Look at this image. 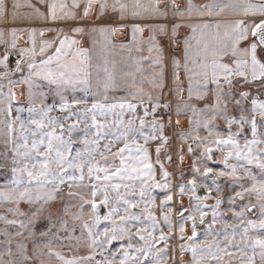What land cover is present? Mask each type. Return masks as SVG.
<instances>
[{"label": "snow or ice", "instance_id": "obj_1", "mask_svg": "<svg viewBox=\"0 0 264 264\" xmlns=\"http://www.w3.org/2000/svg\"><path fill=\"white\" fill-rule=\"evenodd\" d=\"M162 2L163 8L160 7ZM93 6L97 7L101 16L110 9L118 12L122 19L128 14L134 17L149 14L156 18H167L171 12L174 19L184 20L193 14L199 17L220 16L226 10L244 17L226 24L205 21L200 24L172 25L173 37L181 27H190L193 33L192 37L184 40L183 71L188 80V99L191 100L195 95L197 99L203 100L211 94L210 102H206L199 110L181 101L185 110L191 107L196 118H189L190 124L194 122L195 127L187 133L181 132L180 139L183 143L191 139L187 152L195 156V152L199 151L200 156L192 162L193 178L187 180L186 184L176 185L179 188L178 197L187 193L189 199L197 203L191 212L181 206L177 215L183 221L185 212H189L187 220L192 222L191 235L187 237L184 235V224L178 222L180 239L187 241L180 245L181 255L190 251L191 264H232L237 255L240 264H256L257 256L259 264H264V99L253 95L251 90H244L245 86L253 84L264 88V0L246 4L217 0L199 6L194 5L192 0H185L183 8L176 0H71L70 4L68 0H35V3L32 0H24L23 3L21 0H0V24H15L18 19L53 22L82 20L89 16ZM21 9L28 11L22 12ZM78 12L81 14L78 15ZM158 28L160 35L168 34L164 25ZM98 30L101 33L115 31L106 28ZM198 30L199 37L195 35ZM84 31L82 27H74L71 29L74 35L69 36L64 34L63 29H27L30 47L18 50L19 59L14 71L22 73L21 61H24L28 73L22 82L29 85V97L34 86L40 87L37 81H43L59 98V103H42L38 119L32 118L36 108L31 106L27 109L30 114L27 123L19 115L8 123L7 143L12 145V187L0 191V200L16 205L23 201L37 207L30 214L20 212L18 207L8 209L15 215H26L27 224L9 219L7 215H0V221L7 225L19 223L21 229L30 227L44 212L45 206L55 201L66 187L69 197L83 202L79 205L81 212L73 214L75 218L81 219L84 204L90 205L88 220L83 224L87 239L80 244L81 238H78V247H86L88 253L65 256L62 252L54 251L51 242L44 245L41 252L46 249L47 255L50 258L55 256L60 264H166L161 253L166 254L167 241L173 231V208L169 205L174 197L170 173L160 157L168 137L164 135L163 117L156 116L161 107L159 97L156 102H152V96L148 95L150 109L145 104L144 95L139 94L142 89L129 93L131 100L139 101L138 104L127 98L108 102V93L117 90L122 82L132 81L131 86L135 87V76L142 71L141 64L134 61L131 68L117 67L116 64L108 67L106 62L104 67L97 66L94 69L88 50L79 48V41L74 38ZM91 31L97 29L92 28ZM141 31L139 25H133L134 35ZM20 32L16 27L8 30L7 34L12 37L8 45L4 40L5 31L0 30V43H5L11 51H17L16 40ZM45 32H55L56 35L38 42L35 39L37 33L42 38ZM150 39L153 44L149 52L155 49V63L160 64L162 49L158 46L155 33ZM192 40H195V45ZM9 56L7 50L0 55V66L5 69ZM173 63V82L178 85L181 65L178 60ZM7 74L6 71L0 76ZM153 84L154 87H164L162 69L158 81H153ZM77 91L84 93V97L76 98ZM181 91L183 89L177 87V94ZM69 92L73 94L71 97L67 95ZM88 96L93 97L91 102ZM9 97L6 107L7 115L11 117V100H15V94L9 93ZM245 104L250 106L245 107ZM229 105L234 107L230 110ZM139 107H143V115L138 116ZM162 107L169 110L170 106L165 103ZM23 110L17 109V112ZM53 111L66 115H50ZM234 111H239L240 115H233ZM180 114L178 106L177 116ZM150 115L152 119L147 123L150 132L146 133L144 129ZM17 121L18 129L14 128ZM218 121L224 123L226 134L217 129ZM168 122L171 123L170 118ZM176 123L179 124V120ZM200 129L206 134L200 135ZM14 131L19 135L13 137ZM248 132L250 137L246 135ZM157 139L160 143L155 148L153 161L148 145ZM77 144L82 147H76ZM216 152L220 153L219 162L223 164V169L217 171L206 165L199 167L205 160L214 161ZM166 158L171 162L170 155ZM179 159L183 160V156L180 155ZM154 164L160 166L159 180ZM198 176H211L212 185L198 182ZM219 178L232 179L239 185V190L228 197L227 211L231 213L232 223L224 219L220 210L222 199L219 196L221 188L217 183ZM201 188L207 193L203 197L197 194ZM153 189L165 192L159 208L163 220L168 224V233L159 228ZM85 191L88 195L84 194ZM213 191L217 193L215 203L205 205L203 201L212 199ZM245 196L251 198L246 203ZM238 201L241 203L238 204ZM100 206L107 209L103 216L99 213ZM166 207L167 212L163 211ZM207 208L211 209L212 222L207 226L205 239L198 241L195 214H199L200 223L204 224L208 216L205 211ZM101 221L108 222L110 226L97 230ZM217 223L221 225L222 231L214 233L213 228ZM158 231L159 236L156 235ZM21 234L16 233L17 236ZM40 235L46 236L48 233L41 232ZM209 236L211 240L207 239ZM5 237L7 239L6 233ZM117 241L119 247L113 250L110 246ZM162 242L164 247L158 248L157 245ZM8 243L10 245L11 241ZM16 247L22 260H5V256H13L9 246L5 252H0V264H23L32 259L26 254V247L22 243H17ZM225 257L229 259L226 261Z\"/></svg>", "mask_w": 264, "mask_h": 264}, {"label": "rangeland", "instance_id": "obj_2", "mask_svg": "<svg viewBox=\"0 0 264 264\" xmlns=\"http://www.w3.org/2000/svg\"><path fill=\"white\" fill-rule=\"evenodd\" d=\"M10 66V64H9ZM8 66V67H9ZM12 66V65H11ZM5 69L3 66H0V73L6 72L9 68ZM26 73L15 72L12 69H9V72L6 76H0V101H4V103H0V191H7L12 187V172H11V144H8V129L7 125L10 121L15 120L17 115L20 116V119L27 123L29 119V112L27 109L31 106H35L36 111L32 113V118H39V107L42 105H51L54 102L56 104L59 103V98L55 97L54 93L50 90L49 85L43 81H37L40 84V87H33L32 96L29 97V85L27 83L22 82L23 77L26 76ZM19 84V85H18ZM17 90V91H16ZM23 90V94H22ZM244 90H251L253 95H258L262 99H264V88L257 86L256 84L245 86ZM20 91V92H19ZM9 93L15 94V100H11V117L7 115V103L9 102ZM20 93V94H19ZM41 93H44L42 96ZM22 94V95H21ZM21 95V96H20ZM71 97L73 94L69 92L67 94ZM76 98H83L84 93L77 91L75 93ZM89 102L92 101L90 96L87 97ZM211 94L208 97H205L203 100L200 99H183L178 96L164 98L159 101L161 107L157 110L156 116L157 118L163 117L164 120V135L168 137V143L165 148L161 149V162L164 164L165 169L170 173V182L173 193V201L170 202V205L173 208V213L171 215L172 220V233L170 239L167 241L168 247L166 249V254L161 253V256L164 260H166V264H191L192 262V254L190 251H185L183 255H181L180 245L182 243H187L186 239H180L179 233V224L178 222H182L185 228V237L191 235L192 224L190 220H187V216L189 212L193 210V205L197 203L196 200L189 199V195L186 193L182 197H178L177 193L179 192V188L176 185L186 184L187 180L193 178L192 171V162L196 157L200 156V152L196 151L195 156L189 154L187 152V145L191 144L192 141L189 139L187 143H183L180 139V133H187L194 129V122L190 124L189 118L193 117L195 119L191 107L188 109H184V104L181 101L195 106L197 110L202 109L206 102H210ZM156 102V101H154ZM169 104V110H165L162 105ZM145 104L151 108V104L149 102H145ZM180 107L181 114L177 116V107ZM250 106L249 104H245V107ZM233 105H229L230 110L233 108ZM24 109L21 112H17V109ZM233 115L239 116V111H234ZM50 115L60 116L66 115V113H60L58 111H53ZM136 115H143V107H139L137 109ZM127 118V117H126ZM169 118L171 119V123H169ZM151 115L147 118L145 132L149 133L150 129L147 127V123L151 121ZM179 120V124L176 121ZM137 125L139 121L137 120ZM14 128H19V122H15ZM217 129L222 133L226 134V127L222 121L217 122ZM200 135H205L206 133L203 129H200ZM264 131V130H262ZM19 135L17 131L12 133V136L15 137ZM250 137V132L246 133ZM159 133H157V137ZM143 143V141H140ZM160 143L159 139L154 142H150L148 147L151 151V156L153 161H155V148L157 144ZM76 147H82V145L77 144ZM193 148H195V144H193ZM170 155L172 157L171 162L167 160V156ZM183 156V160L179 159V156ZM214 161L205 160L204 163L200 164L199 167L203 168L205 165L208 167H212L215 170L219 171L223 169V164L219 162L220 153H214ZM156 169V178L160 179V166L159 164H154ZM255 170V169H254ZM86 171V170H85ZM198 182L207 183L209 186L212 185V177L209 176L204 178L203 176L197 177ZM87 182V181H85ZM217 183L220 185L221 192L219 193L220 198L222 199L221 204V212L224 214V219L229 223L234 222L231 216V213L227 211L228 208V197L234 195L236 190H239L238 183L234 182L229 178H219ZM67 188L64 187L62 189L61 194L57 197L55 201L50 202L45 206L44 212L39 215L34 223L27 228L21 229L19 223L15 225H7L3 221H0V252H5L6 248L11 246L13 250V256L8 257L5 256V260H16L21 261L22 257L19 256V249H17V243H22L26 247V254L32 257L31 260L23 262V264H60V262L52 256L51 258L47 255V250L45 249L41 252V249H44V245L51 242L52 248L54 251L62 252L65 256H70L75 253L78 255H87L88 249L84 246L78 247V238H81L79 241L80 244H83L87 239V232L83 228V224L85 220H88V214L91 211L90 205L84 204L83 207V216L81 219H77L73 214H79L81 209L79 205L83 203L78 199H73L67 195ZM153 195L156 197V211L155 215L159 222V228L162 229L165 233H168V224L163 220L161 215V210L159 208V204L161 199H163L165 192L161 189H153ZM85 195L88 193L85 191ZM205 193L199 195L201 197L205 196ZM212 199L204 200L203 203L205 205H213L215 203V198L217 197V193L213 191L211 193ZM249 197L245 196L244 202L246 203ZM241 203L238 201V204ZM181 206L189 209V212H185L184 220L181 221V218L177 215L178 211L181 209ZM19 208L20 212L25 214H30L31 211H34L37 206L30 205L27 202H20L19 205L4 202L0 200V215H7L9 219H15L17 221H23L27 224V216L26 215H15L13 212H9L8 209ZM67 207V214H65V208ZM143 207V206H141ZM107 209L103 206L99 207V213L103 216L106 213ZM136 211H140L137 209ZM163 211L167 212V207L163 209ZM205 211L210 213V219L204 225L202 234L197 237L198 241L205 239V233L207 231V226L212 222L211 217V209L207 208ZM197 218H199V214H195ZM256 218V217H252ZM91 223V221H89ZM110 226L108 222L101 221V223L97 226V230H102L104 227ZM134 231V229H133ZM222 231L221 225L217 223L214 225L213 232ZM21 232L20 236H17L16 233ZM45 232L48 233L46 236H41L40 233ZM5 233L7 234V239L5 237ZM31 233V235H30ZM159 236V231L156 233ZM207 239L211 240V236L207 237ZM11 241L9 245L8 241ZM113 250L116 247H119V242H114L112 246ZM158 248H163V242L160 245H157ZM229 258L225 257L227 261ZM232 264H240L239 256L237 255L233 258ZM256 264H259V257H256Z\"/></svg>", "mask_w": 264, "mask_h": 264}, {"label": "crops", "instance_id": "obj_3", "mask_svg": "<svg viewBox=\"0 0 264 264\" xmlns=\"http://www.w3.org/2000/svg\"><path fill=\"white\" fill-rule=\"evenodd\" d=\"M23 2L24 0H21V3ZM32 2L35 3V0H32ZM145 2H147V0H145ZM176 2L181 8L185 6V0H176ZM214 2H217V0H192V3L197 6ZM224 2L246 4L248 2H258V0H224ZM68 3L70 4L71 0H68ZM160 7H164L163 2ZM21 11L24 12L28 10L21 9ZM80 14L81 13L78 12V15ZM237 18L244 17L234 14L232 10H226L225 13L220 16L199 17L193 14L191 18H186L184 20L174 19L171 12H169L167 18H156L149 14H142L141 16L134 17L131 14H128L122 19L118 12H112L110 9L101 16L98 13L97 7L93 6L92 12L89 16L82 20L53 22L40 19H18L15 24H0V30L5 31L4 40L8 45H10L12 40V37L7 34L8 30L12 27L21 30L16 40L17 51H11L10 47L6 46L5 43H0V55L6 50L9 51L10 56L6 62L7 67L10 64L8 68L15 70L16 62L19 59L18 50L22 47H30V44L27 43V29H63L64 34L73 36L74 34L71 32V29L74 27H82L85 31L81 34H76L74 38L79 41V48L88 50L89 59L94 69L97 66L104 67L106 62L108 67H111L112 64H116L117 67L127 66L131 68L134 61H139L141 64L142 71L136 73L135 76V87L131 86L132 81H129L128 83L122 82L117 90L108 93V102H116L124 98L131 100L129 93L136 92L137 89L143 90L139 94L144 95L145 102H148L147 97L149 94L152 96V102L156 101L157 97H159V101H161L164 98H171L174 95L183 99H188V80L183 71L184 40L192 37L193 33L190 27H181L178 30L177 35L173 37L171 35L172 25L174 23H180L182 25L200 24L205 21H219L222 24H226ZM133 25H139L142 28V31L135 33L134 35ZM160 25L166 27L168 32L167 35L159 34L158 26ZM92 28H96L97 31L92 32ZM100 28H106L109 30L115 29V31L101 33L98 30ZM221 31H223V29H221ZM154 33L158 46L162 49L163 59L160 64L155 63V49L151 53L149 52V48L153 44L150 37H152ZM55 35V32H45L44 36L41 38L37 33L35 39L39 42L40 39H52ZM195 35L199 37L200 31L198 30ZM192 43L195 45V40H192ZM122 45L124 47H121ZM241 46L244 45L242 44ZM225 59L227 60L228 58L226 57ZM174 60L180 61L181 65L179 70L180 81L178 85L173 82ZM21 68L22 73H28L24 61H21ZM9 69L7 70V73L9 72ZM161 69L163 70L164 87H154L153 81H158ZM193 84L195 89V82H193ZM256 85L260 86L259 84ZM177 87L183 89L179 94L176 92ZM91 98L93 99V97ZM193 98L197 99L195 95ZM131 102L139 103L137 100H131Z\"/></svg>", "mask_w": 264, "mask_h": 264}, {"label": "water", "instance_id": "obj_4", "mask_svg": "<svg viewBox=\"0 0 264 264\" xmlns=\"http://www.w3.org/2000/svg\"><path fill=\"white\" fill-rule=\"evenodd\" d=\"M204 193H205V189L201 188V189L198 191L197 194H198V195H202V194H204ZM209 219H210V213L208 212V216L206 217L205 223H206L207 221H209ZM205 223H204V224H201V223H200V219L196 217V227H197V234H198V236H200V235L202 234V231H203V228H204ZM191 224H192V222H191Z\"/></svg>", "mask_w": 264, "mask_h": 264}, {"label": "bare ground", "instance_id": "obj_5", "mask_svg": "<svg viewBox=\"0 0 264 264\" xmlns=\"http://www.w3.org/2000/svg\"><path fill=\"white\" fill-rule=\"evenodd\" d=\"M17 91V90H16Z\"/></svg>", "mask_w": 264, "mask_h": 264}]
</instances>
